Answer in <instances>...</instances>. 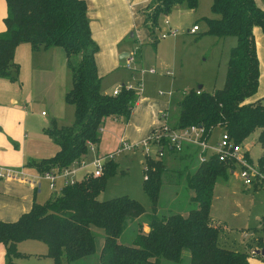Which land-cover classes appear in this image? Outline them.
Listing matches in <instances>:
<instances>
[{
  "label": "trees",
  "instance_id": "trees-1",
  "mask_svg": "<svg viewBox=\"0 0 264 264\" xmlns=\"http://www.w3.org/2000/svg\"><path fill=\"white\" fill-rule=\"evenodd\" d=\"M210 1V12L215 17L201 19L206 27L202 35L235 40L228 51L224 82L220 89L211 93L201 92V87L196 89L198 94L196 90L184 93L176 103V119L170 125L173 128L200 125L208 132L218 127L239 145L257 131L256 141L262 154L256 165L264 173V106L259 101L247 102L258 84L252 29L258 27L264 32V11L253 0ZM4 2L0 79L17 80L18 65L13 61V53L21 43L29 44L32 50L61 49L70 72V88L64 92L63 102L72 107L73 120L67 126L50 121L42 132L57 147L56 153L47 159L28 160L25 164L38 174L61 170L87 155L88 142L97 147L100 142L97 129L106 119L127 122L138 94L123 88L117 95L100 91L94 58L98 48L91 39L83 0ZM182 4L193 11L196 0H152L141 10L142 27L150 44L155 43L153 34L158 29L159 15L166 16L173 6ZM178 160L187 162L185 187L193 193L189 197L193 206L188 208L185 217L178 213H157L161 177L166 172L163 161L159 160H144L147 178L143 180L142 191L150 203L149 214L143 216L142 207L126 196L99 201L97 196L116 166L114 161H107L99 177L85 175L77 183L53 193L44 203L32 202L28 212L17 220L0 222L3 264H16L13 259L21 256L16 244L26 240L43 243L52 264L82 260L95 250L90 226L103 232L99 264H160L161 261L178 264L183 251L188 252V264H247L246 253L220 246L221 227L209 216L214 183L226 177L228 165L213 157L198 164L195 155H180ZM191 165L194 168L189 171ZM140 218L148 231L143 232L141 223L137 222L130 244L118 243L126 221ZM258 242L261 247L259 237Z\"/></svg>",
  "mask_w": 264,
  "mask_h": 264
},
{
  "label": "rangeland",
  "instance_id": "rangeland-1",
  "mask_svg": "<svg viewBox=\"0 0 264 264\" xmlns=\"http://www.w3.org/2000/svg\"><path fill=\"white\" fill-rule=\"evenodd\" d=\"M260 2L264 4V0H260ZM210 4V0H196L194 12L182 4L173 6L166 16L159 15L158 29L153 34L155 43L145 44L141 50L145 61L150 63L149 68H141L143 65L137 63L139 61V58H137L135 64L131 65V70L126 69V59L124 57L117 59L116 68L106 74L107 67L104 66L99 58L100 56H98L99 73L102 74L100 76L101 92L110 93L120 85L129 84L134 86L136 82L140 83L141 92L138 93V97L142 98L137 101L138 105L133 112V117H131L132 114L129 116L128 127H131L132 119H135L136 122H144L154 112L158 115V119L166 113L169 120L165 115L164 119L171 124L175 121L178 111L176 103L184 93L189 90H196L198 86H201V92L205 93H211V91L222 87L227 55L234 44V38L227 37L223 41L222 39L214 40L210 36L202 35L205 26L201 22V18H212L213 16L210 12ZM191 26L198 28L195 35L186 32ZM171 31L174 36L160 38V35ZM28 47H30L29 44ZM50 49L49 52L43 54L42 58L34 60V79L31 80L28 75V87L33 89V103L28 102V113L31 112L32 117H38L33 118L35 121L42 122L45 125V123H49L52 112H54L58 115V119L57 122L53 121L59 126H67L73 120V109L70 105L60 101L59 96L61 92H66L70 88V72L66 66H62V60L64 59L62 50L59 48ZM155 49L157 62L153 64L154 59H156L154 58ZM51 51H55L54 55ZM131 52L130 50L127 54ZM137 55L139 54L137 53ZM142 69H152L155 74L150 76L143 73L140 75L138 71ZM132 70L137 71L136 74H133ZM165 73H169L171 76H165ZM22 76L23 72L19 67L15 82L3 80L16 83V87H19L20 83L22 85ZM38 98H43L44 101H40ZM47 99L52 103V109L46 105ZM41 112L44 115L46 114V117L41 118ZM114 130L121 131L117 128ZM220 134L221 130L218 127L211 130L212 139H218ZM256 138L257 131H254L241 144L242 148H247L248 156L252 162H256L262 154V149ZM131 139H126V141L133 143L141 140ZM101 145L99 156L112 149V143L109 141L104 144L101 143ZM162 161L166 172L161 177L162 184L157 201V213L158 215L178 213L185 217L187 209L193 206L189 202V197H192L193 193L186 189L184 181L186 175L184 166L187 162L176 159L168 161L167 156L163 157ZM114 162L116 164L114 171L106 178L104 187L98 194L97 199L106 201L126 196L142 207L143 216L149 214L150 203L142 191L143 176L141 170L143 158L140 151L118 154ZM193 168L191 165L189 171H192ZM88 172H91V167L78 172L74 178L77 181L81 180L84 173ZM223 179L218 178L214 183L210 216L227 227L221 235H224L223 239L227 245L235 246L232 248L240 246L243 241L248 239H244L243 236L249 237L246 246L249 255H251V249L255 247L260 249L259 233H261L259 239L262 240V244L264 241V230L261 231V228H264V184L259 189L251 188L246 191L233 176L228 175L227 179ZM48 195L49 191L42 185V190L36 194L35 202L38 204L44 203ZM134 222L131 220L126 221V227L117 239L118 243L130 244ZM258 227H260V230H253ZM141 229L145 233L148 231L147 225L144 227L141 224ZM241 229L246 232L244 235L241 234ZM90 233L93 237L94 253L71 264H99L98 255L103 243V232L99 228L90 226ZM0 246L3 248L2 244ZM16 251L21 255L19 258L13 259L16 264H52L51 259L47 257V248L41 242L32 240L19 242L16 244ZM1 257V264H3L5 260L4 248ZM182 257L181 264H185V261L188 260V252L183 251ZM163 263L173 264L166 261H163Z\"/></svg>",
  "mask_w": 264,
  "mask_h": 264
},
{
  "label": "crops",
  "instance_id": "crops-1",
  "mask_svg": "<svg viewBox=\"0 0 264 264\" xmlns=\"http://www.w3.org/2000/svg\"><path fill=\"white\" fill-rule=\"evenodd\" d=\"M83 1L86 4V14L89 20L91 39L98 48L94 57L98 76L100 77L102 75L99 73V66L97 63L98 56H100L99 58L101 59L104 66L107 67L105 70V73L107 74L108 72H111L112 69L116 68L117 59H119V56L122 55L123 53H127L130 50L135 51L134 64L137 58H139L138 59L139 61L137 63L139 65L141 64L143 65L141 68L143 67L149 68L150 63L148 61L147 62L145 61L141 52L142 48L144 47L143 45L150 43L147 36V32L142 27V17L140 15V12L152 0H83ZM253 1L260 10L264 11V4H262L260 0H253ZM192 12H194V10ZM5 13H6L5 2L4 0H0V33L4 31L2 19L4 18ZM214 17L215 16L213 15L212 18ZM188 30H186V32ZM196 32L190 35H195ZM252 34L254 39L256 58L258 62V84L255 94L251 98H249L247 102L251 103V102L259 101L260 104L264 106V32H262L258 27H254L252 29ZM212 38H214V40L218 39L215 37ZM225 38H222V40L224 41ZM234 44H235V40H234ZM49 50L51 49L49 48L46 50L43 49L32 50L30 49V47H28L27 43H21L17 45L16 48L14 49L13 61L18 65V68L21 67L22 69L23 72V76L21 78L22 85L20 83L19 87H16L15 85L16 83H9L7 81H4L3 79H0V166L2 167L17 168V169L21 168V169H26L28 172H35L32 169H28L25 167V164L27 163L28 160L47 159L52 157L57 151V147L48 138H46L42 132V130L46 128V126H48L49 123L48 124L45 123V125H43L42 122L39 123L33 119V118L36 119L38 117H32L31 112L28 113V102L33 103V95H32L33 89L32 87H28V75L30 76L29 78L31 80L34 79L33 77L35 75L34 66H33L34 60L36 58H42L43 54L49 52ZM51 52H53L54 55L55 51H51ZM137 53L139 55H137ZM154 58L156 59H154L153 64L157 62L156 49H155ZM62 62H63L62 66H66L65 58L62 60ZM142 70H148V69H142ZM145 73L148 74L147 72ZM154 74L155 73L148 75L151 76ZM168 74L165 73V76H171V74L169 75ZM146 87H148V85H146ZM200 87L201 86H198L197 89H199ZM103 93L110 94L106 92ZM63 94L64 92H61L59 96L60 97L59 99L62 102H63ZM141 98L138 97L137 101L141 100ZM38 99H40V101H44L43 98H38ZM137 101L131 110L130 113V115L132 114L131 117H133V112L138 105ZM46 105H48L52 109V103L48 101V99L46 101ZM52 113L53 114L49 122L51 120H55L57 122L58 115H56V113L54 112ZM42 114L43 112L40 113L41 118L46 117V114L45 115ZM155 114H156L155 112L152 113V115L150 117H147L144 122L137 121L138 122L137 123L135 119H132L133 121H131V127H128L129 119L125 123L115 122L110 119H106L103 125L101 126L103 131L99 135L100 142L96 147V152L99 154V147L102 146L101 143L104 144L107 141L112 143V149L110 150L112 151L116 148L120 138H123L125 140L126 139L132 140L131 138L136 140L141 139L154 126L159 124L160 120L158 119V115ZM164 115L166 116L167 120H169L168 115L166 113ZM164 115L163 117L165 118ZM132 126H136V127H132ZM116 128L120 129L121 131L117 132L116 130H114ZM216 140L217 139L211 138V132H210L209 141L214 142ZM246 152H247L248 161L252 164H255L256 162H252L251 159L249 158L247 148H246ZM86 158L87 159L91 158V154H88ZM167 159L168 161L174 160V158H171L169 156L167 157ZM228 175L233 176L241 183V181L236 177L235 173H231L230 171L228 172V174L224 179H227ZM41 183L42 185L45 186L46 190L49 191V195L47 196L48 199L50 196L53 195V191L48 190L45 182H39V186L34 187L15 181L0 180V222H5V223L13 222L17 220V218L21 214L28 212L32 202H35L36 194L40 193V191L42 190ZM242 187L247 191L250 190L251 188L259 189L262 187V184L254 187H247L242 185ZM213 190H212V194H213ZM209 216H210V210H209ZM210 218L215 223L222 225V226L220 225L221 227L220 236H218V243L220 244V246L228 250L246 253L248 255L247 264H264V259H260L255 255H249L248 252L249 250L246 246L249 237H243L244 239L246 238L248 239L243 241V243H241L240 246H236V248H232L235 246L227 245L226 241L223 239L224 235H221V233H223L227 227L223 223L213 219L211 216ZM134 221H135L134 223L140 222L144 227L146 225V223H144L141 218L136 219ZM253 230H260V227L255 228ZM241 231L240 232L242 235L246 233L244 232L243 229H241ZM260 234L261 233H259L258 235L259 237ZM256 248L257 247L251 249L252 252L257 250ZM2 253H3V248L0 246V264L2 263V257H1ZM182 258L183 257H181V261ZM181 261L178 264H181ZM188 261H189V256H188V260L185 261L186 262L185 264H188ZM160 264H164L163 261H161Z\"/></svg>",
  "mask_w": 264,
  "mask_h": 264
},
{
  "label": "built area",
  "instance_id": "built-area-1",
  "mask_svg": "<svg viewBox=\"0 0 264 264\" xmlns=\"http://www.w3.org/2000/svg\"><path fill=\"white\" fill-rule=\"evenodd\" d=\"M198 28L192 26L187 33L194 34ZM169 36H174V33L167 32L160 35L161 39ZM135 51L128 53L126 59V69H130L134 63ZM137 71L132 70L136 74ZM147 72L153 74L152 69L138 71L140 75ZM131 73V74H132ZM132 90L137 94L141 92L139 82L134 86L126 84L122 87L113 89L111 95H117L120 89ZM196 94L199 91H195ZM43 115V114H42ZM158 125L154 126L143 139L130 143L123 138H120L116 148L110 152L99 156L96 152V145L87 143V155L80 160L73 162L69 167L61 170H50L43 173L28 172L26 169H17L0 166V180L1 181H15L29 186L38 187L39 182H45L48 190L53 193L59 192L63 187L72 185L80 180H76L75 175L83 171L87 167H91V172L84 173L92 177H99L102 173L104 163L107 161H114L118 154H124L139 150L143 158L142 176L146 180L147 166L144 160H159L169 156L178 160L180 155H195L198 164L207 162L211 157L218 162L228 165L229 171L235 173L236 177L241 181L242 185L247 187H254L264 184V173L257 167L256 163L252 164L248 161L246 149L241 145L235 144L231 141L225 132H221L219 138L214 141H209L210 132L206 131L200 125H190L184 128H173L162 116ZM102 127L97 129V134L102 133ZM88 154L91 158L87 159ZM82 177V178H83ZM81 178V179H82ZM244 237V236H243ZM251 255H255L251 252Z\"/></svg>",
  "mask_w": 264,
  "mask_h": 264
},
{
  "label": "water",
  "instance_id": "water-1",
  "mask_svg": "<svg viewBox=\"0 0 264 264\" xmlns=\"http://www.w3.org/2000/svg\"><path fill=\"white\" fill-rule=\"evenodd\" d=\"M126 55L127 53H123L122 55L119 56V59L126 57ZM254 254L264 258V241L260 249L254 251Z\"/></svg>",
  "mask_w": 264,
  "mask_h": 264
}]
</instances>
